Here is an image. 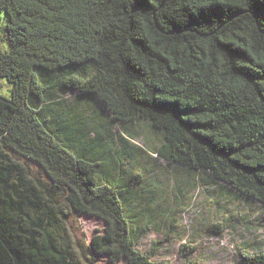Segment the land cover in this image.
Segmentation results:
<instances>
[{
	"label": "trees",
	"instance_id": "1",
	"mask_svg": "<svg viewBox=\"0 0 264 264\" xmlns=\"http://www.w3.org/2000/svg\"><path fill=\"white\" fill-rule=\"evenodd\" d=\"M0 34V264H164L137 248L150 184L127 167L151 153L264 205V0H0ZM142 123L151 151L128 143ZM80 216L105 224L89 244Z\"/></svg>",
	"mask_w": 264,
	"mask_h": 264
},
{
	"label": "rangeland",
	"instance_id": "2",
	"mask_svg": "<svg viewBox=\"0 0 264 264\" xmlns=\"http://www.w3.org/2000/svg\"><path fill=\"white\" fill-rule=\"evenodd\" d=\"M1 15V25L5 26L7 19L4 13ZM0 44L3 51L10 50L7 40L0 41ZM12 88L11 83L0 78L1 96L10 98ZM75 95H66L64 98L69 104H63L62 107L68 108L74 102ZM98 125L93 122L84 128V132L91 128L88 131L91 138L96 134L103 136L104 129H96ZM132 131L141 138L130 140V145L150 151L152 149L149 146L158 147V136L151 125L142 123L138 127L133 126ZM110 133L114 137L116 149L122 145L121 133L128 136L116 123L112 125ZM149 157L153 164L158 160L155 168L153 164L150 165L153 168L151 175L149 170H135L130 163L127 164L134 181L136 178H139V182L148 179L150 184L137 188V192L143 191L138 200L142 216L138 226L148 231L137 246L139 251L143 254L154 253L152 260L164 264H184L185 260H196L202 264H240V249L248 253L264 251V205L227 187H224L226 190L222 189L223 185L204 173L190 169L188 174L182 170L184 168L170 165L153 153ZM156 183L157 187H152ZM216 225H219V229H215ZM104 228L102 221L80 216L71 231L75 239L89 244L92 237L102 233ZM183 246L186 247L182 251L187 254L185 259L181 255ZM190 247H194L191 254L187 252ZM93 264L125 262L113 263L108 256L94 255Z\"/></svg>",
	"mask_w": 264,
	"mask_h": 264
}]
</instances>
